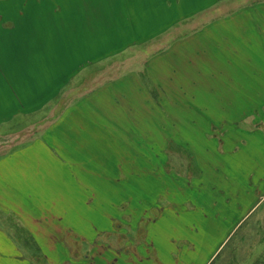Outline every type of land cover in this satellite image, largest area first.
<instances>
[{"label":"crops","instance_id":"0c3cea01","mask_svg":"<svg viewBox=\"0 0 264 264\" xmlns=\"http://www.w3.org/2000/svg\"><path fill=\"white\" fill-rule=\"evenodd\" d=\"M16 3L0 4V9L9 10L7 13L0 12V39H7L5 48L0 51V129L16 117H26L38 112L42 106L56 98L62 89L70 85L68 82L74 74L87 75L88 69H92L93 65L110 61L111 57L128 48L146 44L150 47L154 38L158 40L162 36L164 41L163 32H169L174 24L192 17L189 11L192 4H195L194 10L199 9L200 4H227L226 7H219V10H228L229 15L216 13L209 24L212 26L210 29L204 27L180 40L178 46L171 49L164 48L163 44L156 52L159 54L154 55L151 52L150 58L156 57L157 62H166L162 63L161 67L164 72L167 65H175L171 63L170 56L179 54L189 40L198 41V44L199 41H214L213 46L217 47L216 40L220 35L223 38L220 47L224 60L214 56L215 60L206 69L211 74H216L211 79H215L217 84L214 86L210 83V89L216 92L223 87L226 99L227 89L243 88L244 82L255 78L256 100L264 104V0H204L203 3L200 0H16ZM184 4L186 5L183 6ZM201 45L205 47V44ZM198 50L206 52L204 48ZM207 53L209 54H201ZM48 56L57 58L55 64L46 60ZM151 59L142 67L147 84L138 77V70L127 71L106 81L102 86L87 91L54 122L59 121L62 116L65 121L67 113H72L73 108L75 111L83 109L80 113L90 110L100 112L103 120H116V125L121 131V114L117 111L119 117L114 119V109L123 103L129 110L131 106H135V89L138 82L143 103L153 102L151 91L157 85L154 84L150 71ZM84 70L86 71L83 72ZM92 72H95V69ZM108 72L114 74L112 70L106 73ZM99 97H104V100L100 101ZM92 98H97L96 103L104 106L102 111L86 105ZM54 122L43 131L29 136L27 140L0 152V264H35L26 255L24 246H20L13 239L10 227L16 226L22 232L34 234L41 232V227L48 224L54 228L51 231L55 234L91 232L94 237L83 240L86 241L88 254L85 260L72 259L67 255L51 261L45 255L44 264H77L75 261L83 262L78 264L193 263L194 258L187 257V253L184 255V251H188V254L195 252V241L189 242V248H180L175 246L174 243L177 242L174 237L166 239L173 248L166 252L151 236L149 237L151 228L146 230L145 243L137 244L138 252L139 248L143 247L145 254L140 252L138 256L120 260L117 256L100 262L95 260L94 250L97 245H101L95 236L110 231L99 227L104 218L112 217L113 220H109L110 226H113L115 216L123 211L122 203L133 200L130 194L123 193L122 196L121 189L122 185L130 183L128 179L133 175L134 179L137 178V170L141 168L137 163L138 152L136 148L125 150L130 154L129 160L120 161L129 166L131 171L133 169L134 173L132 171L122 180L118 178L122 164L115 160L114 156L106 157L103 154L107 149L110 151V148H100L103 146L102 139H97L98 136L92 132L83 137L76 132L82 137L79 139L72 131H62V124H58L61 127L55 128ZM121 132L117 134L116 129L107 132V135H111L109 137L113 139L119 138ZM123 133L127 138L134 136L127 130H123ZM254 136L258 140L256 144H252L254 147L237 146L242 148L231 151V154L227 155L228 161L212 165L210 162L209 165L203 162L197 165L202 176L199 180L205 175L202 169L206 168L209 173L210 181L203 185L208 186L206 190L209 197L211 196V201L220 203L221 209L217 214L219 219L228 220L234 211H238L237 214L240 215L232 221L226 238L204 264L212 262L220 246L238 224L264 200V131L256 132ZM144 148L148 153L157 149L153 146ZM221 148L224 151V147ZM115 149L111 147V151ZM165 149L167 152V146H162L161 153L165 152ZM219 150L218 148L215 153L221 155ZM254 150L260 155L254 154ZM138 157L142 163L145 162L144 168L146 167L148 173L153 168V163L151 160L147 163V159L152 157ZM249 159L254 162L250 164ZM146 175L151 176V171ZM106 183L111 186V190L107 191L109 193L105 192ZM131 183L136 185L134 180ZM76 188L80 189L81 198H78ZM198 188L201 189V186ZM202 188L204 190V186ZM165 198L168 204L178 200L177 197L170 198L168 195H165ZM79 202L84 208L75 211L74 206ZM166 207L168 206H162L158 215L160 218L164 217ZM178 214L176 215L179 216ZM153 220V224L158 222L156 218ZM55 244L64 248V242L59 239H56L54 246ZM65 245L67 246L66 241ZM103 245L108 248L106 243ZM32 247L40 250L41 245L36 247L33 244ZM119 253L121 251L117 254Z\"/></svg>","mask_w":264,"mask_h":264},{"label":"rangeland","instance_id":"374dc122","mask_svg":"<svg viewBox=\"0 0 264 264\" xmlns=\"http://www.w3.org/2000/svg\"><path fill=\"white\" fill-rule=\"evenodd\" d=\"M203 1L200 0L201 3ZM0 4L17 3L16 0H6L0 1ZM198 5L196 4V6ZM221 6L226 7L227 4H200V8L197 10H194L195 4H192V7L189 8L192 17L182 20L179 24H174L169 32H163L164 41L162 36L158 40L154 38L151 40L150 47L147 46L149 44H146L143 45L147 46L146 48L143 46L128 48L111 57L110 61H102L96 66L92 64L95 72H92L93 68H89L87 75L86 73L74 74L68 82L70 85L62 89L56 98L42 106L38 112L31 113L26 117H16L0 129V152L43 131L87 91L99 85L102 86L106 81L127 71L138 70V77L144 84H147L144 81L146 75L142 67L151 59V52L158 55L159 53L156 52L163 44L164 48L169 47L171 49L178 46L180 40L188 38L187 36L195 34L204 27L210 29L212 26L209 24L213 21L216 13L218 15L228 14V10H219ZM1 11L7 13L9 10L0 9ZM221 39L223 38L218 35L217 47L213 46L214 41L211 43L199 41L198 44V41L189 40L181 48L179 54L170 56L171 63L175 65H165L164 72L161 71L163 62H157L156 57L152 58V69L149 68L154 84L157 85L151 91L153 102L143 103L142 90L138 82L135 89L137 101L135 106H131L129 110L122 101L123 104L114 109L113 118L118 119L117 111L121 114L122 132L120 127H117L116 120L111 121L108 118L103 120L100 112L96 113L90 110H84L80 113L83 109L75 111L73 108L72 113H67L65 121L62 116L59 121L54 122L55 128L63 126L61 127L62 131H72L75 135H78L76 132H79L82 137L88 132L94 133L98 136L97 139L100 138L104 142L101 143L103 145L100 147L101 149L110 148V151L107 149L103 154L106 157L114 156L117 161L129 160L130 154L125 152L129 148L132 150L136 148L138 156L141 155L143 158L152 157V159H147V163L149 160L153 163V168L148 171V173L151 171V176H147L146 167L144 168L145 162L142 163L141 159L132 153L137 156V163L142 170H137L136 179L133 175L132 178L128 179L130 183L122 185L121 195L123 196V193L130 194L133 200L122 203L121 210L125 212L121 211L115 216L114 223L111 222L113 226H110V220L113 219L108 216L99 226L110 231L95 236V239L101 242V245H97L94 250L95 260L98 262L116 256L120 260L129 256H138L140 252L145 254L143 247L139 248L140 252H138L137 244L145 243L146 230L151 228L149 237L151 236L166 252L173 250L172 244L166 239L174 237L177 242L174 243L175 246L180 248L187 246L189 248L191 247L189 242L195 241L197 250L189 254L188 251H184V255L187 253V257L194 258L191 264H204L216 247L226 238L232 221L240 217L237 214L238 211L237 213L234 211L228 220L219 219L220 216L217 214L221 209L220 203L211 201V196L209 197L206 190L208 186L203 185L210 181L209 173L206 168L202 169L205 175L199 180L202 176L197 167L199 163L203 162L208 163V165L210 162L212 165L216 162L228 161L227 155H230L231 151L242 148L237 146L254 147L252 144L258 142L254 134L264 131V104L256 100L255 78L244 82L243 88L232 87L231 90L227 89L229 93L227 91L226 99L224 98L225 89L223 87L216 92H212L210 89V83H213L214 86L217 84L215 79H211L216 74L213 75L206 69L216 57H221L224 60L220 47V44L223 43ZM6 41L7 39H0V51L5 48ZM201 44H205V47H201ZM210 46L215 48L210 51ZM54 47L53 44V49H55ZM200 48H204L209 54H201L206 52L198 50ZM48 57L46 60L55 64L57 58ZM198 69H202L201 72L197 71ZM109 70H112L114 74L106 73ZM230 93L232 94L230 95ZM102 99L104 100V97H101L100 101ZM96 100L97 98H92L86 105L97 107L98 110L102 111L104 106L96 103ZM107 109H105L106 112ZM58 124L62 125L58 126ZM116 129L117 134L121 132V137L114 138V141L112 137H109L111 135H107V132ZM123 130H127L132 135H134L132 132L134 131L136 134L132 138H127L124 136ZM78 137L79 139L82 138L80 135ZM145 146H153L157 149H151L152 152L148 153L144 148ZM162 146L164 148L167 146V152L165 149V152L161 153L160 148ZM111 147L117 149L111 151ZM218 148L220 149L219 152H222L221 155L215 153ZM119 150L123 152L117 153L116 151ZM254 154H258V151L256 150ZM248 162L251 164L254 161L249 159ZM121 164V172L118 169L115 171L120 172L118 178L123 180L132 171L134 173V170L131 171L129 166L123 165L124 162ZM133 180L136 181V185H132ZM51 181H53V176ZM198 184H200L201 189L198 188L200 187ZM105 185V192L109 193L107 191L111 190V186L107 183ZM201 191L204 198H202ZM76 194L78 198H81L82 193L79 188H76ZM165 195L170 198L177 197L178 200L168 204ZM252 202L253 200L250 201V203ZM166 205L168 207L164 209V217L160 218L158 216L160 210L162 206L165 207ZM74 208L77 211L84 207L79 202ZM177 213L179 216L176 215ZM154 218L158 221L155 224H153ZM98 220L101 221V218ZM41 228V232L27 234L16 226L10 227L13 239L20 246H24L26 255L35 264H44L45 255L51 261L60 256L64 258L67 255L72 259H81V261L88 257L85 247L86 241L83 240L92 239L93 233L71 232L62 234L60 232L55 234L54 231H51L54 228L49 224ZM90 229L91 227H89ZM56 239L64 242V248L57 247L56 244L54 246ZM102 242L106 243L108 248ZM32 243L36 247L40 244V250L34 249ZM119 251L121 253L117 254ZM178 254L176 255L178 256ZM214 257L210 264H264V200L260 202L257 209L255 208L238 224ZM81 261L75 262L77 264L83 263Z\"/></svg>","mask_w":264,"mask_h":264}]
</instances>
